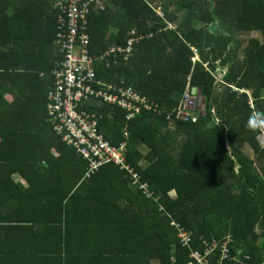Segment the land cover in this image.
Listing matches in <instances>:
<instances>
[{
  "label": "trees",
  "instance_id": "16d2710c",
  "mask_svg": "<svg viewBox=\"0 0 264 264\" xmlns=\"http://www.w3.org/2000/svg\"><path fill=\"white\" fill-rule=\"evenodd\" d=\"M53 2L0 0V232L24 234L23 242L8 240L3 256L11 259L4 261L186 264L175 222L195 240L232 234L238 264H264V0H107L105 10H91L93 54L126 45L132 31L145 36L129 62L97 74L123 80L162 113L141 108L126 121L113 106L91 110L103 114L100 131L115 146L126 127L128 164L157 202L113 164L86 177L88 163L48 121L47 93L60 59ZM174 5L179 15L169 10ZM165 8L161 18L157 10ZM254 32L261 40L250 39L239 58L238 37ZM218 67L227 68L220 80ZM188 79L204 109L196 123L172 126L167 114L179 106ZM37 142L39 157L21 154ZM54 224V235L51 229L32 240L38 228Z\"/></svg>",
  "mask_w": 264,
  "mask_h": 264
},
{
  "label": "built area",
  "instance_id": "2783aa9c",
  "mask_svg": "<svg viewBox=\"0 0 264 264\" xmlns=\"http://www.w3.org/2000/svg\"><path fill=\"white\" fill-rule=\"evenodd\" d=\"M105 2L107 0L53 2L54 7L59 10L54 44L60 59L54 62L51 73L53 83L47 93L48 121L63 142L88 163L86 177L93 175L103 165L113 164L129 177L134 189L146 199L157 202L154 191L128 164L126 127L123 130L125 140L115 146L100 131L103 114L91 110L104 108L105 105L113 106L125 111L126 121L133 120L141 108L162 113L156 102L132 87H125L123 80L120 83L107 82L98 77V66H117L129 62L133 57L134 46L145 38L135 37V32L132 31L126 45H112L100 54L91 53L88 17L92 9L105 10ZM194 53L195 62L198 60L195 49ZM205 67L208 65L205 64ZM189 83L190 79L179 106L167 114V120L172 126L177 122L196 123L199 119L200 93L192 94ZM160 209L163 210L162 206ZM172 225L176 228L179 244L189 252L186 264L237 263L238 258L233 255L235 239L232 234H226L222 238L201 236L195 240L193 234L180 224L173 222Z\"/></svg>",
  "mask_w": 264,
  "mask_h": 264
},
{
  "label": "crops",
  "instance_id": "0c3cea01",
  "mask_svg": "<svg viewBox=\"0 0 264 264\" xmlns=\"http://www.w3.org/2000/svg\"><path fill=\"white\" fill-rule=\"evenodd\" d=\"M4 99L8 103H11L14 100L13 95L7 94V93L5 94V98ZM0 142H1V138H0ZM38 145H39V142H37L36 145L31 147V148H25V149L20 150L22 152L21 154L24 155V157L28 156L27 158L39 157L40 154H41V148ZM14 180L17 181V182H20L23 186L27 187V183H26L27 181L23 177L19 176L18 174L14 177ZM172 194L175 195L174 193H172ZM56 228L58 229V225L57 224H54L53 227H50V228H49V226L47 228H45V227L38 228L33 233L32 240L35 241V240H37L39 238H42L44 234L48 235L49 234L48 230H51V229H52V234L54 235ZM43 229H44V231H43ZM4 233L5 232H0V256H1L0 257V264H9V261L5 262L4 259H8L9 260V259H11V257L9 258V255L6 256V257L3 256L4 254L7 255L8 251H9V242H8V240L10 238H12V239L20 240L21 242H23L24 234H23L22 231H18L17 235H12V233H6L7 235H5ZM51 238L53 239V236ZM22 244H21V247H19V248L17 247L18 251L21 250ZM50 249H52V248H50ZM23 254H24L23 256H30L27 253H23Z\"/></svg>",
  "mask_w": 264,
  "mask_h": 264
},
{
  "label": "rangeland",
  "instance_id": "374dc122",
  "mask_svg": "<svg viewBox=\"0 0 264 264\" xmlns=\"http://www.w3.org/2000/svg\"><path fill=\"white\" fill-rule=\"evenodd\" d=\"M177 8H178V6H177V5H174V6H172V7H169V10H170L172 13L175 12L177 15H179V14H180V10L178 11ZM157 11H158V15H159L161 18H164V15L166 14V8H165V9H162V10L158 9ZM169 27H172V26H169ZM213 31H214V32H218V29H217V28H214ZM238 38L243 42V44H242V48H241V50L237 53V56H238L239 58H243V56H244V54H243V49L246 47L247 42H248L250 39H252V38H256V39L261 40V35H260L259 33H257V32H254V33H251V34H242V35H240ZM99 67H100V68H104V69L109 70V69H113V68H114V65H110L109 67H107V66H105V65H100V66L97 67V70H98ZM217 70H218L219 72H222V75H221V76H219V75L217 76L218 78L223 77L224 74L227 73V68L221 70L220 67H218ZM104 80H105V79H104ZM107 82H109V81H107ZM142 150H143V153H144V154H145L146 151H147V150L144 149V148H142ZM249 151H250V150H249ZM249 151H248V152H249ZM249 153H250V155H252V152H251V151H250ZM172 196H174V195L172 194ZM154 264H157V263L154 262Z\"/></svg>",
  "mask_w": 264,
  "mask_h": 264
},
{
  "label": "water",
  "instance_id": "95a60500",
  "mask_svg": "<svg viewBox=\"0 0 264 264\" xmlns=\"http://www.w3.org/2000/svg\"><path fill=\"white\" fill-rule=\"evenodd\" d=\"M197 92L200 93V91L197 88H192V91H191L192 94H196ZM199 101L201 104L200 108H201V110H203L204 109L203 105H204L205 100L200 98ZM228 149L230 150V148H228Z\"/></svg>",
  "mask_w": 264,
  "mask_h": 264
},
{
  "label": "clouds",
  "instance_id": "9594fccd",
  "mask_svg": "<svg viewBox=\"0 0 264 264\" xmlns=\"http://www.w3.org/2000/svg\"><path fill=\"white\" fill-rule=\"evenodd\" d=\"M150 37V36H149ZM201 109V108H200ZM202 111V110H201Z\"/></svg>",
  "mask_w": 264,
  "mask_h": 264
}]
</instances>
